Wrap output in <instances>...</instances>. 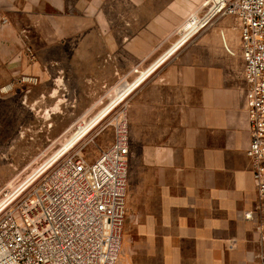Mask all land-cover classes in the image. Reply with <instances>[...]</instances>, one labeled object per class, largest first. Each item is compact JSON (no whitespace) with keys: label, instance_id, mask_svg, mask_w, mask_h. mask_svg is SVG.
I'll use <instances>...</instances> for the list:
<instances>
[{"label":"crops","instance_id":"1","mask_svg":"<svg viewBox=\"0 0 264 264\" xmlns=\"http://www.w3.org/2000/svg\"><path fill=\"white\" fill-rule=\"evenodd\" d=\"M39 1L45 9L86 7ZM213 19L167 56L172 42L129 93L120 264L264 261V201L245 217L257 200L240 31L229 15ZM12 31L0 23V57L9 64L23 58Z\"/></svg>","mask_w":264,"mask_h":264},{"label":"rangeland","instance_id":"2","mask_svg":"<svg viewBox=\"0 0 264 264\" xmlns=\"http://www.w3.org/2000/svg\"><path fill=\"white\" fill-rule=\"evenodd\" d=\"M219 1L86 0L84 8L72 1L45 9L39 0H0V23L23 49L11 64L0 57V206L67 152L92 160L109 145L151 61L160 64L212 23Z\"/></svg>","mask_w":264,"mask_h":264},{"label":"built area","instance_id":"3","mask_svg":"<svg viewBox=\"0 0 264 264\" xmlns=\"http://www.w3.org/2000/svg\"><path fill=\"white\" fill-rule=\"evenodd\" d=\"M216 12L233 17L240 31L250 133L246 155L257 200L245 217L252 220L264 201V0H220ZM28 80L36 81L20 79ZM12 87L8 84L3 90ZM128 154L123 115L113 125L111 143L94 159L69 151L49 164L25 192L2 204L0 264H117Z\"/></svg>","mask_w":264,"mask_h":264}]
</instances>
